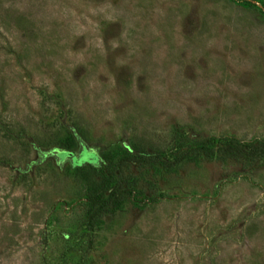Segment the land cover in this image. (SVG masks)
I'll return each mask as SVG.
<instances>
[{"label": "rangeland", "instance_id": "1", "mask_svg": "<svg viewBox=\"0 0 264 264\" xmlns=\"http://www.w3.org/2000/svg\"><path fill=\"white\" fill-rule=\"evenodd\" d=\"M262 146L264 0H0V264H264Z\"/></svg>", "mask_w": 264, "mask_h": 264}, {"label": "trees", "instance_id": "2", "mask_svg": "<svg viewBox=\"0 0 264 264\" xmlns=\"http://www.w3.org/2000/svg\"><path fill=\"white\" fill-rule=\"evenodd\" d=\"M79 137V136H78ZM80 138V137H79ZM247 154L248 155H250V156H264V146H262V147H251L250 149H249V151L247 152ZM242 155V153L240 152V151H237V152H235L234 153V156H236V157H239V156H241ZM59 158H70V157H72L71 156V154L69 153V154H67V153H58V155H57ZM75 159V158H74ZM73 159V160H74ZM73 162V165L76 167V168H80V167H82V165H88V164H90V165H96L97 163H98V161H97V159L93 156V155H91V154H87V153H83L82 155H81V157L79 158L78 157V159L76 160L75 159V161H72ZM87 163V164H86ZM112 167V168H111ZM119 167L120 166H117V168L119 169ZM104 169H105V172H106V170H107V173H108V176L110 175V176H112V171L115 169L113 166H111L110 164H106V166L104 167ZM109 169V170H108ZM114 199H116L115 197H114V195H111L108 199H107V201H104V202H102L101 204V206H100V210H104V207H102L103 205H105V204H107V203H110L111 201H113Z\"/></svg>", "mask_w": 264, "mask_h": 264}]
</instances>
